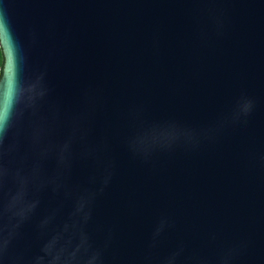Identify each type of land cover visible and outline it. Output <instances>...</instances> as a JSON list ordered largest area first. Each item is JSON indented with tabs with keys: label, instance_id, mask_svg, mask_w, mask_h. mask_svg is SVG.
I'll use <instances>...</instances> for the list:
<instances>
[{
	"label": "water",
	"instance_id": "1",
	"mask_svg": "<svg viewBox=\"0 0 264 264\" xmlns=\"http://www.w3.org/2000/svg\"><path fill=\"white\" fill-rule=\"evenodd\" d=\"M0 14V264H264V0Z\"/></svg>",
	"mask_w": 264,
	"mask_h": 264
},
{
	"label": "snow or ice",
	"instance_id": "2",
	"mask_svg": "<svg viewBox=\"0 0 264 264\" xmlns=\"http://www.w3.org/2000/svg\"><path fill=\"white\" fill-rule=\"evenodd\" d=\"M0 47L7 49V88L4 93L3 106L0 108V122L7 118L8 108L12 101L14 81H13V44L8 38L7 28L0 22Z\"/></svg>",
	"mask_w": 264,
	"mask_h": 264
},
{
	"label": "clouds",
	"instance_id": "3",
	"mask_svg": "<svg viewBox=\"0 0 264 264\" xmlns=\"http://www.w3.org/2000/svg\"><path fill=\"white\" fill-rule=\"evenodd\" d=\"M0 22L4 24V26L7 29H11L10 21L7 19V17L4 14H0ZM4 50L3 47H0V76L3 75V65H4ZM5 124V120L3 122H0V131L3 130Z\"/></svg>",
	"mask_w": 264,
	"mask_h": 264
},
{
	"label": "trees",
	"instance_id": "4",
	"mask_svg": "<svg viewBox=\"0 0 264 264\" xmlns=\"http://www.w3.org/2000/svg\"><path fill=\"white\" fill-rule=\"evenodd\" d=\"M4 66V65H3ZM0 78H1V76H0Z\"/></svg>",
	"mask_w": 264,
	"mask_h": 264
}]
</instances>
